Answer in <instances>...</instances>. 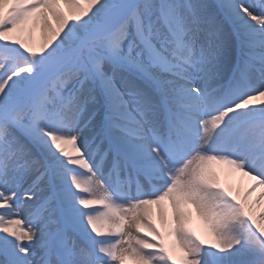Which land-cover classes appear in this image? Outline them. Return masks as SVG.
Returning a JSON list of instances; mask_svg holds the SVG:
<instances>
[{"label":"snow or ice","instance_id":"1","mask_svg":"<svg viewBox=\"0 0 264 264\" xmlns=\"http://www.w3.org/2000/svg\"><path fill=\"white\" fill-rule=\"evenodd\" d=\"M0 264H264V0H0Z\"/></svg>","mask_w":264,"mask_h":264},{"label":"rangeland","instance_id":"2","mask_svg":"<svg viewBox=\"0 0 264 264\" xmlns=\"http://www.w3.org/2000/svg\"><path fill=\"white\" fill-rule=\"evenodd\" d=\"M237 176H238V174H237Z\"/></svg>","mask_w":264,"mask_h":264}]
</instances>
